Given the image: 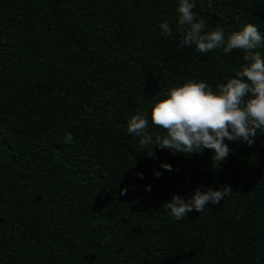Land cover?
Masks as SVG:
<instances>
[{"label":"trees","instance_id":"trees-1","mask_svg":"<svg viewBox=\"0 0 264 264\" xmlns=\"http://www.w3.org/2000/svg\"><path fill=\"white\" fill-rule=\"evenodd\" d=\"M177 6L0 0V264H264V134L225 141L219 167L207 149L148 157L127 134L161 91L215 90L244 63L238 50L179 49ZM194 11L226 35L248 23L264 33V0H196ZM226 184L233 192L201 213L163 212L174 194Z\"/></svg>","mask_w":264,"mask_h":264},{"label":"clouds","instance_id":"clouds-1","mask_svg":"<svg viewBox=\"0 0 264 264\" xmlns=\"http://www.w3.org/2000/svg\"><path fill=\"white\" fill-rule=\"evenodd\" d=\"M212 8V0H208ZM196 0H178L175 9V31L179 34L178 48L191 47L199 54L212 50L243 53L244 63L233 77L213 86L205 81L188 82L161 91L152 105L151 119L147 110L137 112L127 121V134L138 140L140 149L148 157L156 158L154 149L170 150L186 157L202 153L205 149L213 155L212 165L217 167L227 159L232 149L225 141H242L252 146L259 134H264V33L258 26L248 23L239 31L225 34L223 27H211L204 18H198ZM159 28L164 36H172L171 22L163 21ZM153 128L163 132H152ZM74 142L72 134H67L64 143ZM171 171V165L162 164ZM162 173L155 172L159 177ZM143 178L142 173H138ZM150 191V186L146 187ZM233 192L231 185H223L218 190L197 187L188 197L174 194L162 205L164 213L177 221L185 219L192 211L201 213L209 204L218 205ZM121 189L120 195H126Z\"/></svg>","mask_w":264,"mask_h":264}]
</instances>
